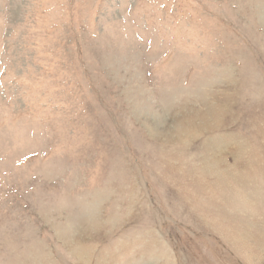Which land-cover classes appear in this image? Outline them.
Returning a JSON list of instances; mask_svg holds the SVG:
<instances>
[{
	"label": "rangeland",
	"instance_id": "1",
	"mask_svg": "<svg viewBox=\"0 0 264 264\" xmlns=\"http://www.w3.org/2000/svg\"><path fill=\"white\" fill-rule=\"evenodd\" d=\"M0 264H264V0H0Z\"/></svg>",
	"mask_w": 264,
	"mask_h": 264
},
{
	"label": "bare ground",
	"instance_id": "2",
	"mask_svg": "<svg viewBox=\"0 0 264 264\" xmlns=\"http://www.w3.org/2000/svg\"><path fill=\"white\" fill-rule=\"evenodd\" d=\"M160 126V125H159Z\"/></svg>",
	"mask_w": 264,
	"mask_h": 264
}]
</instances>
